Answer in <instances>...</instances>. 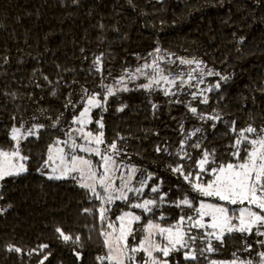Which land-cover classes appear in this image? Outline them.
<instances>
[{"label":"trees","instance_id":"16d2710c","mask_svg":"<svg viewBox=\"0 0 264 264\" xmlns=\"http://www.w3.org/2000/svg\"><path fill=\"white\" fill-rule=\"evenodd\" d=\"M157 47L161 54H174L173 59H200L230 79L222 83L219 91L206 93L210 97L207 105L191 101L190 95L179 97L184 103L169 104L170 98L162 92L149 95L138 89V84L146 82L143 78L128 83L130 91L109 98L107 111L102 113L106 142L117 140L118 147L126 152L123 158L129 157L145 172L155 174L151 181L159 185L160 191L153 198L159 200L162 193H167L166 202L152 214L130 209L121 201L111 206V220L129 210L142 216L134 225L135 239H129L130 245L144 235L142 229L148 220L168 226L182 214H194L193 209L176 208L171 202L187 195L194 208L201 201L219 203L194 192L169 165L183 164L195 181L199 171L196 161L203 149L215 150L217 163L233 160L230 146L235 135L229 131L232 121L238 130L249 124L257 130L264 127V0H79L78 4L72 0H0V149L12 148L9 134L14 123L19 125L23 120L29 122L28 126L33 122L45 125L38 139L33 136L22 142V153L29 157L28 171L1 182L4 199L0 200V208L6 211L0 214V264H39L48 253L51 255L45 264H98L96 257L106 254L100 236L106 222L101 223L97 211L100 202L73 179L49 180L38 169L46 160L48 146L57 138L64 140L65 129L73 127V110L64 107L69 93L78 101L81 86L101 91L100 74L90 71L94 56L103 53V75L107 77L111 71V76L118 78L124 68L132 70L144 63L137 57L148 58ZM40 73L54 83L60 80L56 96L51 95L52 89ZM218 79L206 77L201 88ZM106 82L113 81L109 78ZM36 83L42 87L37 88ZM188 102L201 113L212 114L215 110L222 119L200 121L188 111ZM152 103L158 105L157 110H153ZM122 104L127 107L118 112ZM61 113L60 125L51 127ZM34 115L38 121L31 120ZM92 116L99 119L101 110H93ZM181 123L186 131L203 129L185 146L191 159L181 160L175 155L183 138ZM88 127L97 131L95 123ZM118 135L124 139H118ZM197 141L202 143V149L191 147ZM158 145L167 147L168 152L157 153ZM210 179L204 173L201 182ZM86 208L92 211L85 212ZM161 214L164 220L159 219ZM57 227L73 238L80 236L83 246L63 242L55 231ZM259 239L264 238L234 233L225 237L223 245L213 240L217 250L198 254L196 261H185L183 251L173 253L171 264L226 262L234 259L233 253L241 259L259 261L257 252L264 251L256 243ZM245 240L252 244L251 252L243 251ZM42 244L48 248L32 252ZM9 245L22 251L9 252ZM197 246L202 247V242L197 241ZM73 249L82 253V259L77 260Z\"/></svg>","mask_w":264,"mask_h":264},{"label":"snow or ice","instance_id":"6c2138e0","mask_svg":"<svg viewBox=\"0 0 264 264\" xmlns=\"http://www.w3.org/2000/svg\"><path fill=\"white\" fill-rule=\"evenodd\" d=\"M72 3L78 4L79 0H72ZM100 27L102 28L103 25ZM240 42H243V37L240 38ZM83 51L81 49V52ZM161 52L162 50L157 47L148 54V58L137 57L144 59V63L137 65L132 70L124 68L118 78L112 77L111 71L107 77L104 76V54L95 55L90 71L100 74L101 82L98 87L101 88V91H89L88 88L81 86L78 101H74L71 98L72 93H69L64 107L73 110L70 125L75 127L70 126L65 129L67 139L57 138L53 144L48 146V157L42 167L38 169L43 175L45 174L43 169L50 168L51 173L47 174L49 180L68 178L75 180L80 188L100 202L97 211L101 223L106 222V228H102L100 231L106 254L96 257L98 264H104V262L106 264H171L172 254L181 251H183L185 261H196L198 254L215 252L217 249L213 245V240L223 245L227 235L240 233L244 236L254 234L257 237H264V127L257 130L256 127L249 124L238 130L235 121H232L229 129L235 135L234 142L230 146L233 148L232 161L217 163L215 150L210 152L203 149L201 157L196 161L199 171L195 173V181L191 179L193 173L185 172L183 164L169 165L173 173L183 176L194 192L204 197H215L219 201L225 202L224 204L201 201L199 206L194 208L192 200L186 195L171 203L176 208L186 206L193 209V215L182 214L167 227L148 220L142 229L145 235L135 245L129 244V237L135 239L134 225L141 221L142 216L129 210L122 211L114 221L109 219V214L112 211L111 206L116 201L124 202L130 209H140L143 214L147 215L161 207L167 197V193H162L159 200L156 198L139 199L155 174L148 172L146 176L138 179L137 174H142L146 170L123 159L126 152L118 147L117 140H113L111 144L106 142L102 113L107 111L109 98L117 96L121 92L130 91L128 83L143 78L146 82L138 84L137 88L148 92L149 95L158 91L162 92L165 97L170 98L169 104L184 103L179 97L190 95L191 101L207 105L210 97L206 93L219 91L222 83H226L230 79V76L208 68L204 61L195 57L173 59L174 54H161ZM7 59L5 57V63H7ZM177 60L179 61L178 65ZM33 75H37L36 70ZM40 75L51 87V95L56 96L60 80L58 79L54 83L49 80L47 75L42 73ZM213 76L218 77V81L201 88V85L205 84V78ZM109 78L112 79V83L106 82ZM36 87L40 88L42 85L36 83ZM12 96L14 98L15 93ZM185 106L192 116L200 121H220L222 119L215 110L212 114H206L199 112L191 102L186 103ZM126 107V104H122L117 108V111L122 112ZM152 108L155 111L158 109V105L152 103ZM95 109L101 110L99 119H94L92 116ZM40 115H44V110H41ZM62 117L63 113L53 120L51 127H58ZM12 119L15 121L16 117L13 116ZM38 119L39 117L35 115L31 118L32 121H38ZM49 119L51 118L49 117ZM93 123L97 125L95 132L88 127ZM28 124V121L23 120L19 125L14 123L10 129V139L14 142L12 148L9 150L0 149V182L9 177H19L28 171L26 161L29 157L22 154V142L33 136L38 139L40 130L45 128V125L39 122H33L30 126ZM212 127H216L215 123L212 124ZM180 132L183 138L175 155L179 156L181 160L191 159L190 154L184 151L185 146L192 137L202 133L203 129L197 127L192 131H186L181 123ZM118 139L124 138L118 135ZM191 147L202 149V143L197 141ZM155 151L157 153L168 152V149L158 145ZM242 152L245 153L243 156ZM168 154L172 155V153ZM92 157H96L98 160L94 161ZM204 173H208L212 177L206 183L201 182ZM2 187L3 184H0V188ZM150 191L153 194L158 193L159 185L152 186ZM130 194L132 195L130 196ZM133 197L136 198V202H133ZM3 199L4 194L0 192V200ZM226 205H241L242 207L238 209L239 215H236L235 210ZM11 206V204L8 205V207ZM5 211L6 209L0 208V214ZM84 211L91 212L92 210L86 208ZM205 217L209 219L206 221ZM159 219L164 220L165 216L161 214ZM117 221L119 222L118 227ZM193 229L197 231L193 232ZM55 231L66 244L83 246L80 236L77 235L73 238L71 234L65 233L60 227H57ZM157 235L166 243L157 241L155 239ZM197 241H201L203 246L198 247ZM256 243L264 248V239H259ZM47 248V244H42L38 246V250L33 249L32 252H43ZM251 250L252 244L245 240L243 251L251 252ZM7 251L20 253L22 249L9 245ZM32 252H29L28 255H32ZM73 252L77 260L82 259L80 251L73 249ZM140 253L144 254L145 259H138ZM50 255L51 253L43 255L39 264H45ZM257 256L259 261L245 260L233 253V260L227 262L212 260L211 264H264V251H258Z\"/></svg>","mask_w":264,"mask_h":264},{"label":"rangeland","instance_id":"374dc122","mask_svg":"<svg viewBox=\"0 0 264 264\" xmlns=\"http://www.w3.org/2000/svg\"><path fill=\"white\" fill-rule=\"evenodd\" d=\"M73 127H75V126H73ZM9 137H10V134H9ZM65 139H67V137L65 138ZM14 143V142H13ZM61 146H63V145H61ZM102 147V146H101ZM103 148V147H102ZM11 149V148H10ZM23 154V153H22ZM24 155V154H23ZM53 155H55V153H53ZM80 155H85L84 153H80ZM47 157H48V152H47V156H46V159H47ZM126 162H128V163H130V164H134V165H136V166H138V167H140L141 168V166L140 165H138L137 164V162L136 161H134V160H132L131 158H129V157H124L123 158ZM94 160H98V158H96L95 157V159ZM53 166H55V165H53ZM143 169V168H142ZM43 172L45 173V175L47 176V174H50L51 173V169L50 168H44L43 169ZM147 175V172H144V173H142V174H137V178L139 179V178H143V176H146ZM75 181V180H74ZM76 182V181H75ZM77 183V182H76ZM0 184H1V182H0ZM138 186V185H137ZM152 186H155V184H152V181H149V186L147 187V188H145V191H144V193H143V195L139 198L140 200H142V199H146V198H153L154 196V194L153 193H151V191H150V189H151V187ZM130 195H132V194H130ZM204 197V196H203ZM205 198H207V199H210V200H213V199H216L215 197H205ZM218 200V199H217ZM219 201V200H218ZM117 202V201H116ZM134 202H136V200H134ZM205 203H213V202H211V201H205ZM225 202H223V201H219V203H215V204H224ZM227 207H229L230 209H234L235 210V214L236 215H239V212H238V209H239V207H242L241 205H226ZM121 214V212L118 214V215H120ZM117 215V216H118ZM209 218L208 217H205V220L207 221ZM114 221V220H113ZM116 224H117V227L119 226V222L117 221L116 222ZM164 227H167V226H164ZM144 235H145V233H144ZM143 235V236H144ZM143 236H141V238H143ZM132 237H129V239H131ZM140 238V239H141ZM264 238V237H263ZM155 239L157 240V241H160V242H164V243H166V241H162L161 240V237H159L158 235L155 237ZM139 242V241H138ZM135 244H137V243H134V244H131V245H135ZM157 255H159V254H157ZM138 259L139 260H143V259H145V257H144V254L143 253H140L139 255H138ZM227 262V261H226Z\"/></svg>","mask_w":264,"mask_h":264}]
</instances>
